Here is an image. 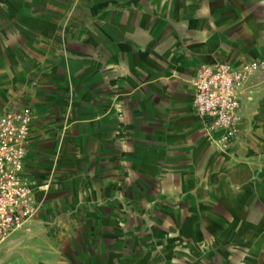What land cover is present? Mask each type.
<instances>
[{"label":"crops","instance_id":"obj_1","mask_svg":"<svg viewBox=\"0 0 264 264\" xmlns=\"http://www.w3.org/2000/svg\"><path fill=\"white\" fill-rule=\"evenodd\" d=\"M246 61H264V0H0V115L33 108L50 240L92 248L7 262L264 264V88L226 141L192 85Z\"/></svg>","mask_w":264,"mask_h":264},{"label":"built area","instance_id":"obj_2","mask_svg":"<svg viewBox=\"0 0 264 264\" xmlns=\"http://www.w3.org/2000/svg\"><path fill=\"white\" fill-rule=\"evenodd\" d=\"M197 114L211 130L236 138L245 102L264 85V61L202 66L192 81ZM34 121L31 106L15 107L0 115V247L36 215V190L47 191L26 173L28 146Z\"/></svg>","mask_w":264,"mask_h":264},{"label":"rangeland","instance_id":"obj_3","mask_svg":"<svg viewBox=\"0 0 264 264\" xmlns=\"http://www.w3.org/2000/svg\"><path fill=\"white\" fill-rule=\"evenodd\" d=\"M260 88H264L262 85ZM259 89V88H258ZM256 91V90H255ZM35 220L36 226L33 228H28V226ZM50 221V218L45 212V202L38 201V211L34 218L26 224V226L17 232L13 233L12 236L6 241L12 240L11 246L6 250L5 256L8 259H3L0 264H11L7 262L12 258L16 257H28V256H44V255H68V254H89L91 253V247H82L71 243L69 238L65 237L58 232H53L55 234L50 240L51 231L46 229V223ZM76 237L75 235L71 238ZM61 240H64L63 242ZM66 240V242H65ZM68 242L69 245H66ZM12 261V260H11Z\"/></svg>","mask_w":264,"mask_h":264}]
</instances>
